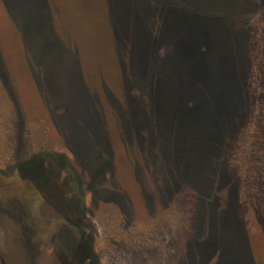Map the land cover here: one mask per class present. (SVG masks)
<instances>
[{"label":"rangeland","instance_id":"1","mask_svg":"<svg viewBox=\"0 0 264 264\" xmlns=\"http://www.w3.org/2000/svg\"><path fill=\"white\" fill-rule=\"evenodd\" d=\"M255 70L264 0H0V264H264Z\"/></svg>","mask_w":264,"mask_h":264},{"label":"trees","instance_id":"2","mask_svg":"<svg viewBox=\"0 0 264 264\" xmlns=\"http://www.w3.org/2000/svg\"><path fill=\"white\" fill-rule=\"evenodd\" d=\"M254 75H255V78H259L260 82L256 83L254 81L252 89H257L258 92L263 95L262 96L263 99L259 98L257 100V102L259 103L262 101L261 106H262V109H264V106H263L264 105V73L262 75H260L259 71L255 70ZM250 99H251V97H250ZM262 113L264 114V111H262ZM262 119H264V116ZM259 128H260V133H258V134L262 138V141H260V143L264 144V120H262V122L259 124ZM253 133H255V132H253ZM256 140L257 139L253 138L248 143V145H247L248 148H247L246 152L242 153L240 159L237 160V158H236L232 162L233 163L232 166H234V169L235 168L240 169V164H242L246 161L244 174L248 175V176H253V174L255 175V177L253 176L254 178L252 179L253 186L249 190H247V192L249 194L254 195L255 200H253V201L257 204V206L261 210H263V213H264V182H262V179H261L262 175L260 173L262 171V168L264 167V159L261 161V157L264 158V146H263V149H259L256 152V148H255ZM255 153H256V155H254V157L252 158L251 156ZM236 180H237V186H238L236 188V192H238L239 183H241L242 181L238 180V179H236ZM261 218H262V216H261ZM81 262H82V264H89L91 262L93 263V259L91 260L90 257H85V258H83V260Z\"/></svg>","mask_w":264,"mask_h":264}]
</instances>
